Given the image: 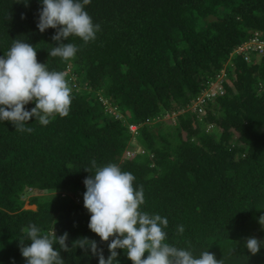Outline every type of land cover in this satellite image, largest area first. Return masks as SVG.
Returning a JSON list of instances; mask_svg holds the SVG:
<instances>
[{"label":"trees","instance_id":"trees-1","mask_svg":"<svg viewBox=\"0 0 264 264\" xmlns=\"http://www.w3.org/2000/svg\"><path fill=\"white\" fill-rule=\"evenodd\" d=\"M40 8L39 0H0V55L15 39L34 45L38 62L65 74L73 98L46 126L30 118V132L0 121V264H25L20 247L33 224L67 232L69 247L86 236L109 255L83 205L93 161L135 176L141 210L168 219L166 242L197 256L208 250L223 264H264V248L244 247L264 239V54L234 53L264 37V0H91L85 10L99 30L87 43L69 36L78 49L69 60L49 56L56 29H37ZM222 69L224 94L204 115L187 110ZM136 145L142 153L124 158ZM117 251L119 264H132ZM61 256L98 264L79 248Z\"/></svg>","mask_w":264,"mask_h":264},{"label":"clouds","instance_id":"clouds-1","mask_svg":"<svg viewBox=\"0 0 264 264\" xmlns=\"http://www.w3.org/2000/svg\"><path fill=\"white\" fill-rule=\"evenodd\" d=\"M22 2L28 4V0ZM90 3L91 0H39L41 8L37 29L41 33L49 28L56 29L52 36L56 45L49 51V56H58L62 60L73 58L78 49L73 43L64 42L69 36L79 37L85 43L96 38L100 25L94 23L85 10ZM36 53L34 45L23 39H15L8 50L0 55V121L11 122L17 131L30 132L31 128L25 125L32 117L46 126L53 115L66 116L73 98L65 74L49 70L46 63L37 61ZM222 71L226 70L222 69L218 74ZM218 74L211 81L216 80ZM223 94H217L208 101L202 107L201 115H204L210 102ZM195 98L186 107L187 110H190ZM30 102L35 106L27 110L25 105ZM180 113L166 117L171 118L172 122ZM136 141L137 137H132V142ZM130 153L127 159L135 153H142V150L136 145ZM92 166L94 171L84 168L91 174L83 181L86 189L83 205L90 213L88 228L101 242H108L109 255L105 257L97 242L86 236L77 238L69 247L66 243L67 232L61 236L49 235L33 224L27 232L26 241L30 243L21 242L20 253L25 258V264H66L61 251L69 252L73 247L84 250L85 256L97 257L98 264H119L118 249L126 254L132 264H223L222 259L217 260L208 250L197 256L190 249L166 242L168 234L164 229L168 226V219L141 210L145 202L143 188L139 185L134 187L136 178L131 172L123 171L115 163L96 166L93 161ZM258 222L264 226V215L259 217ZM183 231V226L178 225L177 232L182 234ZM244 247L256 255L264 248V239L249 237L244 241Z\"/></svg>","mask_w":264,"mask_h":264},{"label":"built area","instance_id":"built-area-1","mask_svg":"<svg viewBox=\"0 0 264 264\" xmlns=\"http://www.w3.org/2000/svg\"><path fill=\"white\" fill-rule=\"evenodd\" d=\"M234 53L237 55L244 54V56L247 57L248 60L253 61L252 58L254 57L251 56H261L262 54H264V37L260 38L258 34H255L253 38L237 46L234 50ZM225 76V72L222 71L220 74H218L216 80H214L217 83L214 81L208 82L206 88H204L200 96L195 98L189 109L201 115L203 113L202 107L208 101L215 98L217 94L223 93V81L225 79ZM214 83L215 86H211V84ZM130 130L134 134L137 131V127L130 126ZM126 155L130 156L131 153L127 151Z\"/></svg>","mask_w":264,"mask_h":264},{"label":"rangeland","instance_id":"rangeland-1","mask_svg":"<svg viewBox=\"0 0 264 264\" xmlns=\"http://www.w3.org/2000/svg\"><path fill=\"white\" fill-rule=\"evenodd\" d=\"M214 82H216V81H214ZM211 86L214 87L215 86V83L214 84H211ZM164 121L167 122V123H170L171 122V118L165 116L164 117ZM184 136H185V134H184ZM126 158H128V156H126ZM24 208L27 209V210H29V209L30 210H35V207L34 206H28L27 204H25V207Z\"/></svg>","mask_w":264,"mask_h":264}]
</instances>
